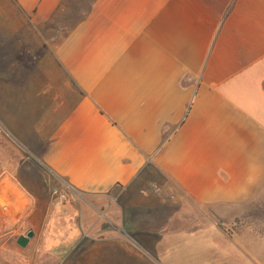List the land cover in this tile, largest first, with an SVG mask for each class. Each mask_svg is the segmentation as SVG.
Listing matches in <instances>:
<instances>
[{
	"label": "crops",
	"instance_id": "0c3cea01",
	"mask_svg": "<svg viewBox=\"0 0 264 264\" xmlns=\"http://www.w3.org/2000/svg\"><path fill=\"white\" fill-rule=\"evenodd\" d=\"M0 133L33 162L0 166V247L33 234L14 255L64 252L55 178L264 264V0H0Z\"/></svg>",
	"mask_w": 264,
	"mask_h": 264
},
{
	"label": "rangeland",
	"instance_id": "374dc122",
	"mask_svg": "<svg viewBox=\"0 0 264 264\" xmlns=\"http://www.w3.org/2000/svg\"><path fill=\"white\" fill-rule=\"evenodd\" d=\"M33 162L22 150L0 133V166L6 169L31 168ZM47 184L50 188V210L55 217L54 230L62 233L64 229V252L50 255L41 254L38 245L26 251L22 258L14 255L15 238L2 240L8 249L0 247V264H222L236 262L237 252L229 238L216 237L205 248L204 239L189 250L190 240L174 239L154 229L157 236L143 237L141 222L123 213L116 191L112 196H94L73 193L55 178ZM147 193L155 192L150 186ZM169 210L167 208L163 211ZM162 208H154L151 217L157 219ZM145 213V212H144ZM157 214V215H156ZM161 216V214L159 215ZM169 220V219H168ZM170 223V222H169ZM172 223V222H171ZM171 225V224H170ZM80 229L71 238V229ZM158 231V232H157ZM171 231V229L169 230ZM62 235V234H61ZM193 241V240H191ZM235 241L234 239L232 240ZM43 243V241H42ZM155 245V246H154ZM175 249L173 247H177ZM204 247V251H203ZM18 248V247H17ZM157 248V249H154Z\"/></svg>",
	"mask_w": 264,
	"mask_h": 264
},
{
	"label": "water",
	"instance_id": "95a60500",
	"mask_svg": "<svg viewBox=\"0 0 264 264\" xmlns=\"http://www.w3.org/2000/svg\"><path fill=\"white\" fill-rule=\"evenodd\" d=\"M33 237L32 232H28L25 236H21L18 240H17V244L18 246H20L21 248H25L26 245L29 242V239H31Z\"/></svg>",
	"mask_w": 264,
	"mask_h": 264
}]
</instances>
